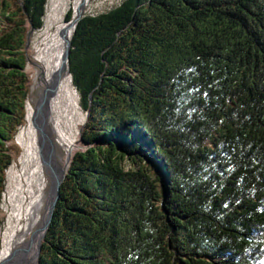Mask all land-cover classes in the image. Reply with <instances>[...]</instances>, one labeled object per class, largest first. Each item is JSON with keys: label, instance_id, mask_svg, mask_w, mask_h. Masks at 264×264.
Returning a JSON list of instances; mask_svg holds the SVG:
<instances>
[{"label": "trees", "instance_id": "obj_1", "mask_svg": "<svg viewBox=\"0 0 264 264\" xmlns=\"http://www.w3.org/2000/svg\"><path fill=\"white\" fill-rule=\"evenodd\" d=\"M48 2L0 0V234ZM69 59L90 116L39 264H264V0H123Z\"/></svg>", "mask_w": 264, "mask_h": 264}, {"label": "bare ground", "instance_id": "obj_2", "mask_svg": "<svg viewBox=\"0 0 264 264\" xmlns=\"http://www.w3.org/2000/svg\"><path fill=\"white\" fill-rule=\"evenodd\" d=\"M88 3L89 0H76V14ZM66 8L64 1L47 11L39 42L33 45L28 58V70L34 79L32 92L41 97L48 139L43 149L38 115L30 102L29 123L18 134L23 153L8 176V218L0 239V264H37L38 246L53 199L50 186L65 172L85 117L66 63L72 34L71 27L63 21ZM36 234L38 240H33Z\"/></svg>", "mask_w": 264, "mask_h": 264}, {"label": "rangeland", "instance_id": "obj_3", "mask_svg": "<svg viewBox=\"0 0 264 264\" xmlns=\"http://www.w3.org/2000/svg\"><path fill=\"white\" fill-rule=\"evenodd\" d=\"M64 1L67 4V8H66L65 13L63 14V21L67 24V26H70L71 27L72 26L71 23L75 19L76 20L78 19V14H76L77 12H76V9H75V2H76V0H49L47 11L51 10L58 2H60V4H62ZM122 1L123 0H89V3L80 12H81L82 17L85 16V15H94V14L106 12V11H109L110 9H112L113 7H117ZM71 10H74V17H73V21H71V22L68 23L67 22V17H68V14H69V12ZM47 16H48V14H47ZM47 16H46V19H47ZM46 19H45V22H46ZM41 32L42 31H35L34 35L32 36V40H31V44H30V50H29V57H30V54H32L33 49L35 48V47L33 48V45L34 44L37 45V43L39 42V38H40L39 36H41ZM28 64H29V62H28ZM28 67H29V65H28ZM28 67H27V71L30 73L31 81H32V87H33V81H34L33 74H31V72L28 70ZM75 90H77V89L75 88ZM40 98L41 97H39L37 94H34L32 92V88H31V96H30V101H29V104H28L29 110H30V102H31V104L33 105L34 112L36 111L38 104L41 102V99ZM79 101H80V95H79ZM81 110H82V108H81ZM82 113L84 114L85 117H84L83 121L81 122L80 132H79V134L77 136V139L78 140L76 142V147H75V150L71 153V156H70L71 159L70 160L73 159V156H74V154L77 151H79V150H81V149L84 148L81 145V136H82V133H83L85 124L87 123L88 117H87V114L83 110H82ZM28 114H29V111H28ZM28 123L29 122H28V119H27V124ZM21 131H22V129H21ZM15 144L19 148V153H20V157H21V155L23 153V149H22L21 145L18 142V136H17V139H16ZM20 157L17 158V160H16L15 163H18L19 162V158ZM67 166H68V164L66 165V168H67ZM52 188H53V185L50 186V191L52 190ZM2 212L6 216V221H7V218H8V207H7V202H6L5 198H4V202H3V206H2ZM4 229H5V226H4ZM3 230H2V232H4ZM2 232L0 234V239H1V236L3 235ZM38 236L39 235L36 234V235L32 236V239L33 240H36V239L38 240ZM37 264H39V261L38 260H37Z\"/></svg>", "mask_w": 264, "mask_h": 264}, {"label": "water", "instance_id": "obj_4", "mask_svg": "<svg viewBox=\"0 0 264 264\" xmlns=\"http://www.w3.org/2000/svg\"><path fill=\"white\" fill-rule=\"evenodd\" d=\"M26 13H27V10L25 9ZM82 19V15H81V12L78 13V19L74 20L72 23H71V39L68 43V47H67V52H66V63L68 65V68L70 70V53H71V48H72V36L76 30V27L78 25V22ZM35 33V29L32 28V30L30 31L29 33V36H28V43H27V47H26V51L27 53L29 54V50H30V44H31V40H32V36L34 35ZM72 80H73V77L72 75L70 74ZM77 91V90H76ZM78 92V91H77ZM42 108H43V104L39 103L38 106H37V109L35 111L37 118H36V123H37V127L39 129V131L41 132V136H42V139H43V149H44V146H45V143L48 139V135L44 129V121H45V116L42 114ZM28 111H29V107H28ZM90 116V113L87 114V117ZM28 118V116H27ZM71 158H69L68 160V166L65 170V172L63 173V175L57 180V182L53 185V188L51 190V194H52V201L50 203V208H49V214H48V217H47V221H46V224H45V227H44V235H43V238L40 240L39 242V246H38V252H37V260L39 261L40 260V257H41V253H42V246H43V242H44V239L46 238V235L50 229V226L52 224V221H53V218H54V214H55V210H56V207H57V204L60 200V195H61V187L66 179V176L68 174V170L71 166V163H72V160H70ZM49 165H51L50 163H48Z\"/></svg>", "mask_w": 264, "mask_h": 264}]
</instances>
